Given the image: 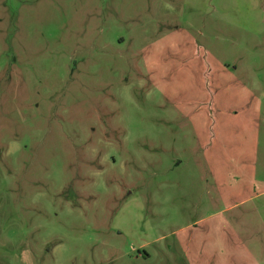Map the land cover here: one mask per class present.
<instances>
[{"label": "rangeland", "instance_id": "1", "mask_svg": "<svg viewBox=\"0 0 264 264\" xmlns=\"http://www.w3.org/2000/svg\"><path fill=\"white\" fill-rule=\"evenodd\" d=\"M0 264H264V0H0Z\"/></svg>", "mask_w": 264, "mask_h": 264}]
</instances>
